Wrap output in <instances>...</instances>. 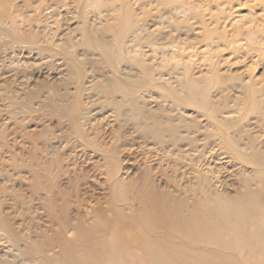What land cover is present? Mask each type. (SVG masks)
I'll return each instance as SVG.
<instances>
[{
    "label": "rangeland",
    "instance_id": "rangeland-1",
    "mask_svg": "<svg viewBox=\"0 0 264 264\" xmlns=\"http://www.w3.org/2000/svg\"><path fill=\"white\" fill-rule=\"evenodd\" d=\"M180 4L187 11L175 8ZM141 27L133 48L132 34ZM111 77L120 89H104L123 111L99 87ZM246 86L264 89V0H0V195L7 212L29 236V201L41 173L70 191L74 219L101 252L93 251V264H152L137 244L113 261L104 245L119 236L131 244L143 236L140 225L157 224L153 191L165 188L193 203L187 190L201 189L206 175L221 179L227 196L241 192L240 153L253 157L242 130L264 140V129L254 128L259 115L245 103ZM213 106L237 111L220 113L224 124L215 125L207 115ZM135 107L181 127V152L162 150L139 129ZM121 176L128 183L113 185ZM249 187L263 191L264 204V186ZM35 215L49 225L47 237L57 239L45 211ZM162 235L204 249L215 264H264V251L228 249L175 229ZM84 255L76 251L73 259Z\"/></svg>",
    "mask_w": 264,
    "mask_h": 264
},
{
    "label": "bare ground",
    "instance_id": "bare-ground-1",
    "mask_svg": "<svg viewBox=\"0 0 264 264\" xmlns=\"http://www.w3.org/2000/svg\"><path fill=\"white\" fill-rule=\"evenodd\" d=\"M184 5L180 4L175 8L185 12L187 8ZM145 29L146 27H141L133 32L132 35L136 37L130 41L133 48L139 45L140 42L137 37L140 31ZM253 33H257V31ZM107 86L120 89L119 79L111 77L109 80L99 84V87L103 89L107 96V102L116 109L123 111V105L111 99V92L106 90L107 88L104 89ZM244 89L245 92L247 91L245 103L259 115L254 128L261 127L264 129V89L250 86H246ZM236 111L237 109L234 108L213 106L208 109L207 115L211 116L210 123L223 125L224 121L218 119L219 114L228 115ZM135 113L139 115L137 127L143 130L144 133L153 135L159 141L162 150H171L173 153L181 152L180 141L184 138L181 135V127L175 124H164L153 119L151 114H146V112H142L136 107ZM84 121L86 120L84 119ZM250 130L248 128L242 130L243 138L248 136L250 140L247 144L253 151V157L251 156L248 159L245 158L243 152L240 153L243 163L238 167L239 172L237 175L239 174V177L237 179L241 185V192L237 193L236 196H227L222 193L223 191L219 186L223 181L217 177L216 179L214 177L209 178L206 175V177L203 176L200 179L203 185L201 189H198L194 194H192L191 190H187L188 195H191V197L196 196L195 198L192 197L195 200L193 203L187 200L182 201V197L174 196L172 192L165 188L160 191H153L151 193L152 198L155 199L153 203L158 206V215L153 220L157 224L152 226V228H149L146 224H143V227L140 225L143 236L142 238L134 239L131 244L121 236L114 242L105 243L104 248L107 259L113 261V256L123 254L124 251L130 249L131 245L137 244L148 251L152 264H175L172 262L174 259L180 260V262L182 259L190 260L193 264H215L213 258L206 257L200 253L204 249L183 240L171 239L162 235L166 229L181 231L186 236L189 235V237L199 234L203 236V242L210 243L211 241L206 239H214L216 245L228 249L241 248L264 251V204L260 202L263 191L261 189L253 191L249 187L258 182L264 186V140L258 141L256 137L249 134ZM82 134L79 136L84 139L85 136ZM229 141H233L236 146L240 145L236 138L232 137ZM195 145V142H190V150H194ZM49 148L52 149L51 147ZM208 164L203 161L202 169L210 171ZM37 174V184L39 186L33 187L32 199L29 201L30 205L28 208L29 214L34 215L31 222H29L31 231L29 236L21 234L23 229L27 227L24 224L17 225L15 222L16 216L9 211L7 212V207L4 206L0 195V242L10 243L7 248L0 247V264H93L97 259L93 251L97 254L101 252L94 249L96 242L87 237L84 227L74 219L76 216H74L71 204L70 191L68 193L65 188H62L61 185L54 181H51V183L43 181V175L41 173ZM188 174L189 172L185 171L182 178H185ZM48 177H50L49 174H47V179ZM127 183L128 181L121 176L112 184L123 186ZM182 185L183 187L186 186L184 183ZM182 185H177L176 188H180ZM15 198L18 199L17 196ZM69 198L71 201H69ZM134 208L133 211L136 212ZM40 209L45 211L46 221L51 224L53 229L57 227L55 231L59 235L57 239L47 237L49 225L47 223L41 224L37 221L39 217L35 214ZM252 215H256V217L253 218L251 217ZM250 227H252V230H249ZM68 233L72 234L73 237L75 236L74 241L77 242L72 243V238L68 236ZM241 235H245L246 238H242ZM107 239L108 241L110 240L108 237ZM16 251H20V253L15 254L14 252ZM76 251L78 253L82 252V254L85 252L87 256L84 255L85 258L76 261L73 259V253ZM169 252L177 253V256L171 259L172 256L167 257L165 255V253ZM2 254L7 258H2ZM121 256L124 258V255ZM74 260L76 263H74ZM122 261L119 262L122 263ZM227 262L229 261L227 260ZM128 264L131 263L128 261Z\"/></svg>",
    "mask_w": 264,
    "mask_h": 264
}]
</instances>
